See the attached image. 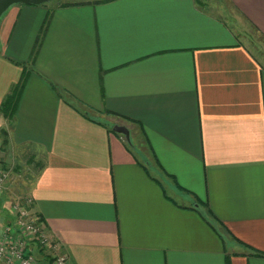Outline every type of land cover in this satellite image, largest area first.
<instances>
[{"label": "crops", "instance_id": "1", "mask_svg": "<svg viewBox=\"0 0 264 264\" xmlns=\"http://www.w3.org/2000/svg\"><path fill=\"white\" fill-rule=\"evenodd\" d=\"M83 1L0 18V105L25 77L0 131L8 163L38 164L40 264H264V64L242 42L264 0L61 5Z\"/></svg>", "mask_w": 264, "mask_h": 264}, {"label": "built area", "instance_id": "2", "mask_svg": "<svg viewBox=\"0 0 264 264\" xmlns=\"http://www.w3.org/2000/svg\"><path fill=\"white\" fill-rule=\"evenodd\" d=\"M8 172L0 173V194L8 182ZM30 196L15 198L10 203L14 221L0 225V264H40L39 250H54L41 219L30 211ZM52 264H64L62 255L52 257Z\"/></svg>", "mask_w": 264, "mask_h": 264}, {"label": "rangeland", "instance_id": "3", "mask_svg": "<svg viewBox=\"0 0 264 264\" xmlns=\"http://www.w3.org/2000/svg\"><path fill=\"white\" fill-rule=\"evenodd\" d=\"M61 2H73L76 0H55ZM207 2L212 3V0H207ZM223 16V15H221ZM231 20H236L235 18L229 17ZM233 22V21H232ZM243 25V44L247 46V48L254 54L256 58H258L262 64H264V39H262L255 31L249 26ZM6 143L3 131H0V173L8 172V182L4 185V193L0 194V225L8 224L14 221V215L10 213V203L15 198H22L25 196L22 195L24 188L26 187V183L31 182L33 176L36 171L37 163L34 161L29 162H20L21 164H17V161L13 160H6L8 158L6 156ZM12 158V157H11ZM13 162V163H12ZM7 184H13L14 190L17 187V190L14 193L18 196L13 195L12 193L8 192ZM20 191V192H19ZM19 192V193H17ZM31 211V210H30ZM38 259L46 257L45 254L39 253L37 254ZM47 258V257H46ZM52 259V258H51ZM45 260V259H42Z\"/></svg>", "mask_w": 264, "mask_h": 264}, {"label": "trees", "instance_id": "4", "mask_svg": "<svg viewBox=\"0 0 264 264\" xmlns=\"http://www.w3.org/2000/svg\"><path fill=\"white\" fill-rule=\"evenodd\" d=\"M55 1V0H54ZM109 1H113V0H88V1H83V2H77L74 4H61L62 6H68V5H82V4H98V3H102V2H109ZM25 80V77H22V80L20 83L14 85L12 87V90L10 91V93L4 98V100L2 101L1 105H0V113L4 118H10L13 114L14 111V107L17 103V100L20 96V92L22 89V84L23 81ZM3 134H5V132L3 131ZM126 145L128 147H130V143L126 142ZM39 253H43L44 254V250H39ZM255 256L258 257H264V254L261 253H255ZM49 264V263H48Z\"/></svg>", "mask_w": 264, "mask_h": 264}, {"label": "water", "instance_id": "5", "mask_svg": "<svg viewBox=\"0 0 264 264\" xmlns=\"http://www.w3.org/2000/svg\"><path fill=\"white\" fill-rule=\"evenodd\" d=\"M54 0H0V18L13 5H41ZM112 131L122 135L127 142H130L129 130L120 125H114Z\"/></svg>", "mask_w": 264, "mask_h": 264}]
</instances>
